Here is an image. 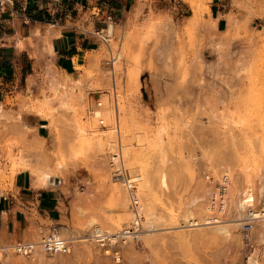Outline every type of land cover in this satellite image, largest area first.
Segmentation results:
<instances>
[{
    "label": "rangeland",
    "instance_id": "obj_1",
    "mask_svg": "<svg viewBox=\"0 0 264 264\" xmlns=\"http://www.w3.org/2000/svg\"><path fill=\"white\" fill-rule=\"evenodd\" d=\"M177 1L141 5L124 23L98 33L95 50L75 78L55 67L50 38L31 34L34 63L27 89L16 94L19 109L5 112L0 106L6 115L0 118V183L8 192L16 167L50 173L62 164L63 172L56 170L62 182L59 216L44 220L30 210L26 217L36 236L23 242L0 220V264H246L250 254L260 264L253 252L241 249L236 232L225 241L215 237L213 227H191L183 217L187 211L196 219L204 215V174L229 170L253 176L264 168V0H233L240 13L228 17L223 30L211 17L210 0H187L192 12ZM139 79L148 97H141ZM113 82L123 153L130 151L125 163L142 178L144 204L140 241L122 248L120 263L105 257L91 238L94 227L114 232L131 224L127 194L108 164L117 132L104 136L95 153L80 141L87 125L113 128L91 113L97 101L103 113L104 96L114 106ZM21 111L42 112L46 138L15 121ZM160 172L167 187L160 185ZM117 186L125 192V206ZM145 207L158 220L153 218L156 230L147 232ZM54 227L68 240V254L14 252L17 243H39Z\"/></svg>",
    "mask_w": 264,
    "mask_h": 264
},
{
    "label": "crops",
    "instance_id": "obj_2",
    "mask_svg": "<svg viewBox=\"0 0 264 264\" xmlns=\"http://www.w3.org/2000/svg\"><path fill=\"white\" fill-rule=\"evenodd\" d=\"M160 0H0V106L5 111H18L15 100L19 91L27 89V80L33 69L29 38L39 31L50 38L55 67L66 76L75 78L87 55L95 50L97 34L109 25L124 23L128 15L144 5L157 6ZM172 0H169L171 2ZM144 2V3H143ZM188 11L192 12L189 2ZM145 9V8H144ZM209 9L217 28L227 26V18L240 11L233 7V0H210ZM18 44H22L19 48ZM25 59V63H21ZM141 97L148 93L139 79ZM22 84V85H20ZM5 111V112H6ZM1 113V111H0ZM33 112L21 111L15 121L35 128L44 138L49 133L47 120ZM2 114V113H1ZM6 115H0L5 118ZM43 132V134H42ZM3 151L0 149V160ZM53 179V180H52ZM34 176L28 168L16 167L12 187L7 192L0 183V220L14 237L23 242L36 236L26 214L35 209L44 220H56L60 208L59 177H51L53 186H33ZM53 182V183H52Z\"/></svg>",
    "mask_w": 264,
    "mask_h": 264
},
{
    "label": "built area",
    "instance_id": "obj_3",
    "mask_svg": "<svg viewBox=\"0 0 264 264\" xmlns=\"http://www.w3.org/2000/svg\"><path fill=\"white\" fill-rule=\"evenodd\" d=\"M6 1V0H3ZM0 4H2L0 2ZM113 101L118 100L117 96ZM114 103V102H113ZM117 103V102H116ZM96 107H100L99 101ZM92 112V111H91ZM100 117H98L99 119ZM99 123L102 125V119ZM119 148H111L109 151L108 164L112 170V178L123 185L127 193L130 208L133 213L131 224L114 232H108L99 227H94L91 238L96 243L102 254L109 258L114 263H120L122 248L129 242L138 243L142 234V199L137 187L136 176H131L127 167L123 162H118L116 152ZM257 179V178H256ZM203 181L205 183L206 198L204 203V215L194 221V226L200 227L208 225H217L221 223L236 222L237 232L239 234L258 229L264 230V198L255 195L254 199L249 201V204L241 211L244 216L237 217V213L233 208V202L237 199L231 190L234 187L235 181L237 183V175H232L229 170H224L220 174L214 176L212 173L204 174ZM257 180L255 182V185ZM238 188H241L239 185ZM234 200V201H233ZM39 244L42 251L50 256L65 255L70 251V244L67 239L58 235L56 228L46 234L39 243H17L13 246V250L17 255L30 256ZM244 250L251 251L260 264H264V239L259 241L257 239L251 240L244 244ZM251 255V254H250ZM253 256V255H251Z\"/></svg>",
    "mask_w": 264,
    "mask_h": 264
},
{
    "label": "bare ground",
    "instance_id": "obj_4",
    "mask_svg": "<svg viewBox=\"0 0 264 264\" xmlns=\"http://www.w3.org/2000/svg\"><path fill=\"white\" fill-rule=\"evenodd\" d=\"M185 1H187V0H185ZM112 26V28H114L113 27V25H109V27L107 28V32H108V30H109V28ZM102 32V31H101ZM100 33V32H99ZM108 35H110L109 33H108ZM109 51L111 52V54H113L112 53V51L109 49ZM120 51V48H119V50H117V52H116V54L118 55V52ZM117 55H115V57H112V60H115L116 59V56ZM114 64V63H113ZM115 82H113V97H114V99L116 98L115 96H117V94H116V88H115V84H114ZM104 96V95H103ZM109 97H107V96H104L103 97V106H104V111H103V113H102V103H100V107H96L94 110H92V115L94 116V117H96L97 119H98V117H100L99 119H98V121H100V119H104L105 120V124L106 125H112V123L114 124L113 125V128H111V129H108L109 131L108 132H106V131H100L99 129H97V128H95V125H94V122L92 123L93 125H94V130L92 129V128H90L88 125L86 126V130H85V128H84V130H83V134L80 136V141H81V145H85L84 147H86L85 148V151H86V149H88V151L90 150L91 152H93V153H95V150L98 148V147H100V142H102L103 141V137L104 136H106V135H110V134H113L114 132H117V137H116V144L113 146V148H119V150H118V152H116V157H117V161L119 162H123V164L126 166V163H125V156H128V153L130 152H128L127 150L124 152L125 153V156H124V153H123V148H122V143H121V137H120V128H121V126H120V120H119V116H118V111H117V100L116 101H113L114 103H112V104H114V106H112V107H110V103H109V99H108ZM60 104L64 107L65 105H66V102L65 101H63V100H60ZM42 106V105H41ZM37 110V109H36ZM40 111V110H39ZM0 115H2L1 113H0ZM102 115V116H101ZM104 116V117H103ZM113 116H114V118H113ZM103 117V118H102ZM17 119H18V121H20V116L18 115L17 116ZM104 120H102V122H104ZM103 124V123H102ZM124 124V123H123ZM122 124V125H123ZM105 125V126H106ZM97 126V125H96ZM23 127H24V125H23ZM125 127V126H124ZM122 129H123V127H122ZM125 129V128H124ZM147 129H148V127H147ZM88 132H90L91 134L88 136ZM116 133H114V135H115ZM111 136V135H110ZM247 145V144H246ZM158 146V145H157ZM83 147V148H84ZM249 148H251V146H248ZM262 148H264V146L262 147ZM151 149V148H150ZM147 150H149V148L147 149ZM82 151H84V149H82ZM77 152V151H76ZM75 152V153H76ZM128 152V153H127ZM83 153V152H82ZM85 153V152H84ZM80 155V154H79ZM83 157V156H82ZM108 158H109V153H108ZM62 164H60V165H58L57 167H56V169H54V170H52L50 173H49V171L46 173L45 171V173H41V172H38V171H32V174H33V176H34V181H33V186H43V187H50V186H53L51 183H50V179H51V177H59V175L58 174H60V173H58L60 170L63 172V169H62V166H61ZM127 167V166H126ZM259 167H261V166H259ZM64 168V167H63ZM66 168V167H65ZM64 168V169H65ZM110 168V167H109ZM60 169V170H59ZM127 169H128V167H127ZM261 169V168H260ZM58 172H57V171ZM129 170V169H128ZM110 171H111V174H112V170H111V168H110ZM65 173V172H64ZM159 174H161L160 175V178H159V180H160V182H158V183H160V185H162V186H165V187H167L166 185H167V183H166V176L162 173V172H160ZM241 176H239V174H237V179L239 180V182L237 183V181H235V184H234V187L232 188V190H231V193L232 192H234V193H232V195H233V199H234V195H236V197H237V199H235V201L233 202V208H234V210L237 212V213H239V214H236L237 215V217H239V218H242L243 216H244V214H242L241 213V211L246 207V205L247 204H249V201L250 200H252V199H254V196L255 195H259V197H261V198H264V168L260 171L259 170V172L257 171V173L255 174V175H247L244 171H242L241 172ZM131 176H133L132 174H130ZM61 177H63V175H60ZM158 177V176H157ZM257 178V179H256ZM135 179H137V187H138V182L139 181H141V179L142 178H140L139 176H136V178ZM53 180V179H52ZM256 180H257V183H256V185H255V182H256ZM143 181V180H142ZM53 183V182H52ZM65 184V183H64ZM142 184V183H141ZM140 184V185H141ZM241 186V188H238V186ZM54 187V186H53ZM142 187V186H141ZM140 187V188H141ZM145 187V186H144ZM147 187V186H146ZM145 187V188H146ZM165 187H164V189H165ZM51 188V187H50ZM54 188H56V186L54 187ZM124 188V187H123ZM163 188V187H162ZM115 189L117 190V189H119L120 190V188H118V186L117 187H115ZM138 189H139V187H138ZM142 189V188H141ZM144 189V188H143ZM142 189V191H144ZM149 189H151V188H149ZM124 190H125V188H124ZM118 191V190H117ZM117 191L115 192V193H117ZM119 192V194H118V196L120 197H124L126 200H124L123 202H125L124 203V206H125V204H126V201H127V198L124 196V193L126 192H122L121 190L120 191H118ZM148 193V192H147ZM127 194V193H126ZM144 195V194H143ZM147 195V194H146ZM151 195H152V193H151ZM140 197H141V194H140ZM118 198V197H117ZM122 198H120V200L122 199ZM123 198V199H124ZM122 199V200H123ZM142 199V198H141ZM146 199V198H145ZM150 199V198H149ZM147 200V199H146ZM153 200V199H152ZM195 201L196 200H193V203H195ZM149 202V201H148ZM147 206H148V204L147 203H145ZM130 205V204H129ZM196 205V204H195ZM263 206H264V202H263ZM142 208H144V204H143V201H142ZM146 208V207H145ZM149 208V207H148ZM148 208H146V210H148L147 212H146V210H145V213H146V217H145V221H144V224H145V222H146V224H147V227H148V231L147 232H149L150 230H156L155 229V225H154V222H156V221H153L154 219H156V218H154V213L151 211V210H149ZM187 210H188V208H187ZM186 210V211H187ZM151 211V212H150ZM132 212V211H131ZM170 214H171V212H170ZM173 214V213H172ZM131 215H132V217H133V213H131ZM171 216H173V215H171ZM193 215H192V213L190 212V211H187L186 212V215H184V217H183V220L185 221V223H187V224H191L192 226H194V221L196 220V218H193L192 217ZM154 218V219H153ZM173 219V218H172ZM176 219V218H175ZM174 219V220H175ZM191 219H193L192 221H191ZM157 220V219H156ZM131 221H132V218H131ZM158 221V220H157ZM173 221V220H172ZM159 223V222H158ZM184 223V224H185ZM90 224V223H89ZM95 225L96 223H91V226L92 225ZM172 224V223H171ZM163 225V224H162ZM177 225H178V223H177ZM158 226V225H157ZM167 226V225H166ZM172 226V225H171ZM174 226H176V225H174ZM209 226H211V227H213L214 228V230H215V233H216V235H215V237H217V235L219 236V238H221V239H223V240H225L226 238H228V237H230V236H233L234 234V232H236L237 233V235H238V240H239V244H240V246H241V249H243L244 248V244H246V243H249L251 240H255V239H257V240H259V241H261V240H263L264 239V230L263 229H258V227L254 230H252V231H248V232H246V233H243V234H239L238 232H237V226H238V224L236 223V222H233V219H231V222H227V223H221V224H217V225H208V227ZM161 227V226H160ZM173 227V226H172ZM171 227V228H172ZM179 227H185V225H180V226H178V228ZM211 227H209V228H211ZM176 228V227H175ZM208 228V229H209ZM212 229V228H211ZM56 230H57V232H60L61 231V228H59V227H56ZM204 230V229H203ZM213 230V231H214ZM189 231V230H188ZM187 231V232H188ZM199 231V230H198ZM210 231V230H209ZM195 232V231H194ZM196 232H197V230H196ZM212 232V231H211ZM190 233V232H189ZM187 234V235H190V234ZM199 233V232H198ZM214 233V234H215ZM203 234V233H202ZM184 235V234H183ZM182 234L180 235L181 237L183 236ZM187 235H186V237H187ZM185 236V235H184ZM200 236V235H199ZM88 237H90V236H88ZM180 237V238H181ZM186 237H183V238H186ZM218 238V237H217ZM218 238V239H219ZM187 239V238H186ZM190 239V238H189ZM192 239V238H191ZM220 239V240H221ZM229 239V238H228ZM188 240V239H187ZM227 240V239H226ZM225 240V241H226ZM85 242H86V240H84ZM87 241H88V238H87ZM90 242V241H89ZM132 247V246H131ZM36 250H35V253H37L39 256H43L44 254L45 255H48V254H46V253H44L43 251H42V249H41V247L39 246V244H37V246H36ZM133 249V248H132ZM8 248H6V247H3L2 248V252H8ZM36 256V255H35ZM20 258V257H19ZM248 259V261H247V263L246 264H253V262H255V260L251 257V255H249V257H247ZM24 259V258H23ZM34 259H36V258H34ZM252 259V260H251ZM19 260V259H18ZM27 260V259H26ZM22 261V260H21Z\"/></svg>",
    "mask_w": 264,
    "mask_h": 264
}]
</instances>
